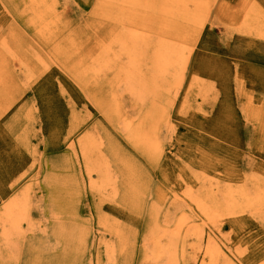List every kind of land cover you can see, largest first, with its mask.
Instances as JSON below:
<instances>
[{
	"label": "rangeland",
	"instance_id": "1",
	"mask_svg": "<svg viewBox=\"0 0 264 264\" xmlns=\"http://www.w3.org/2000/svg\"><path fill=\"white\" fill-rule=\"evenodd\" d=\"M159 41L186 58L156 76ZM263 189L264 0H0V221L26 202L0 264H145L158 229L194 264L192 221L264 264ZM210 192L208 217L190 196Z\"/></svg>",
	"mask_w": 264,
	"mask_h": 264
},
{
	"label": "bare ground",
	"instance_id": "2",
	"mask_svg": "<svg viewBox=\"0 0 264 264\" xmlns=\"http://www.w3.org/2000/svg\"><path fill=\"white\" fill-rule=\"evenodd\" d=\"M248 1H246L247 3ZM252 2V1H251ZM255 7V6H253ZM252 6L249 7L248 9H250L248 12H251V19L254 20V17L256 18V21H255V24L251 23L252 21H249V25L247 27H249L250 29L251 28H255L257 27V23L260 24L261 22V19L258 20L257 18L259 16H257L259 14L258 10L256 11L255 8H253ZM257 7V6H256ZM254 11H256L254 13ZM247 14V12H246ZM262 23V22H261ZM248 24V23H247ZM256 25V26H255ZM261 25V24H260ZM255 26V27H254ZM262 26V25H261ZM253 30V29H252ZM256 32V30H255ZM260 32V31H259ZM139 33H137V36H138ZM258 34V33H257ZM129 40L131 41H137L136 40V36L134 34H132L130 32L129 34ZM135 43H138V42H135ZM133 44L134 47L132 46H127L125 47L124 49H127V51H129V63H127V65L129 64V66H131L133 68V72L135 73V76L132 75L131 77L133 78L132 79V89L134 91H144L146 90L145 89V81L143 82V80H141V76H145V79L147 80H152L150 78H148L149 75L152 74V69H144V67H142L143 62H140L139 59H138V54H137V48L139 47L137 44ZM140 47H143V48H140ZM138 48V53L140 55V57L142 58V56H144V52H145V42L144 44L142 43L141 46ZM149 48V47H148ZM144 50V51H143ZM153 50V49H152ZM128 54V53H127ZM152 65H149L147 66L148 68L153 67V71H154V75H156L157 73L163 75V74H168L170 73V71L172 69L169 70L168 66H172L173 68H175L174 66L177 64V63H181V61H185L184 59L186 58V55H185V58L184 59H181V55L180 53H178L177 49H176V46L172 43H168L166 41H159L158 43V46L154 49V51H152ZM185 64V63H184ZM182 65V64H180ZM124 67V66H123ZM181 67V66H180ZM179 67V68H180ZM144 70V71H143ZM176 70V69H175ZM142 72V74H141ZM151 72V73H150ZM156 72V73H155ZM127 74V72H126ZM137 74H141L137 76ZM157 76V75H156ZM135 77V79H134ZM163 77V76H162ZM138 78V81L136 82ZM140 78V80H139ZM135 80V84L133 81ZM131 84V83H130ZM130 86V87H131ZM136 87V88H135ZM130 88V90H132ZM136 93V92H135ZM157 127V126H156ZM138 129V128H137ZM147 129V128H146ZM151 129V128H150ZM147 132H150L151 131H148L146 130L145 134L143 135L144 138H146V140H142L144 143L148 144L149 146H154V138L151 136V135H147ZM130 134V133H129ZM136 136V135H135ZM138 136V135H137ZM141 138V135L138 136ZM137 137V138H138ZM151 137V138H150ZM130 138V137H129ZM143 139V138H142ZM96 140V138H95ZM138 143L140 144V142L138 141ZM137 143V144H138ZM86 144V142H85ZM98 144V143H97ZM93 146V145H91ZM146 147V146H145ZM84 150V149H83ZM86 150H84L85 152ZM86 156V155H85ZM89 156V154H88ZM94 163V162H93ZM92 163V164H93ZM99 163V162H98ZM101 165V164H100ZM99 165V167H100ZM94 166V165H93ZM96 166V165H95ZM90 169V168H89ZM96 169V168H95ZM104 169V168H103ZM98 170V169H97ZM201 170V169H200ZM93 171V170H92ZM96 171V170H94ZM106 172V171H104ZM91 173V171H90ZM106 174V173H105ZM107 175V174H106ZM110 175V174H109ZM105 176V175H104ZM199 178V177H198ZM204 178V177H203ZM95 179V178H94ZM105 179V178H104ZM113 179V178H112ZM110 181V179H108ZM106 181V180H105ZM91 182V181H90ZM101 183V182H100ZM104 183V182H103ZM110 183H112V181H110ZM109 183V184H110ZM229 183V182H228ZM108 184V183H107ZM98 187L99 185L96 184ZM113 184H111L112 186ZM235 185V184H234ZM242 185V184H241ZM97 187V188H98ZM101 187V186H100ZM104 187V186H103ZM243 189V188H242ZM261 189V188H260ZM191 190V188H190ZM264 190V189H263ZM217 194V192H222V189L220 191V188L219 187H216L215 191H213ZM213 192H210L211 196H205L207 194H201L200 196L195 195V197H191L192 198L191 200L194 201V203L196 204V206L198 208H200L202 211H203V214L204 216L205 215H208V217L212 216V207L210 206V203L208 201H214L211 199V197L214 199V196H213ZM240 192V190H239ZM249 192V191H248ZM186 193V192H185ZM244 194V193H243ZM186 195V194H185ZM234 194L230 191H228V193L226 194V201L228 203V205H231L230 203V198L233 197ZM247 196V195H246ZM261 194H257L255 195V200L258 202L261 200ZM248 197V196H247ZM25 198H20L18 201H14V202H10L7 204V207L6 209L4 210L3 212V215L1 217V224H7V226L10 228V230H12V228L14 229L15 228V225L18 224V220L21 218V212H20V208L19 207H25V201H24ZM245 199V198H244ZM248 200V198H247ZM225 202V201H224ZM250 203V202H249ZM225 204V203H224ZM211 207L212 209L209 210L208 208ZM194 210V209H193ZM207 211V212H206ZM209 211V212H208ZM206 212V213H205ZM232 213V212H230ZM212 214V215H211ZM210 215V216H209ZM184 218V216H181ZM207 218V217H206ZM213 219V218H212ZM201 220V219H200ZM183 221L181 223L178 224V228L180 225H182ZM196 223V222H195ZM192 223L189 224V228L191 229V234L192 235V241H197L196 243L194 244H191L193 245V249L191 250L192 251V259H194V264H230L231 261L228 257V254H226V257H222V255L224 253H222L219 248L217 247V245L221 244L218 240V244L215 240H211V238H208L206 235L208 234L209 231L206 230V228L204 227V223L202 221V223L200 222L195 224ZM188 225V224H187ZM157 226V224L155 225ZM181 227V226H180ZM187 227V226H186ZM157 229V228H156ZM217 232L220 233V230L219 228H217ZM159 230V229H158ZM156 231V235L155 236V239H154V243L151 248H149V251H148V255H147V259L145 260V264H147V262H151V264H169L168 263V258L171 256V251L174 252L175 256H176V250L175 248V242L178 241V237H177V233H174L173 234V237L172 239L169 238V236H167L168 234H171V233H167L166 230H164L163 232H160V231ZM162 230V229H161ZM174 230V229H173ZM187 230V229H186ZM185 230V231H186ZM189 230V229H188ZM187 232V231H186ZM214 235V233H212ZM217 235V236H216ZM220 235V234H219ZM201 236H203V240L201 239ZM215 236L218 237V233H215ZM200 237V238H199ZM207 237V238H205ZM205 238V239H204ZM219 238V237H218ZM199 239V241H198ZM176 240V241H175ZM164 241V242H163ZM223 244V243H222ZM221 246H223L224 248L225 245L223 244ZM220 246V247H221ZM237 246V245H235ZM168 247H170V250H168ZM238 248V246H237ZM240 253V252H239ZM150 259V260H149ZM151 260H154V261H151ZM156 260V261H155ZM231 264H234L231 263Z\"/></svg>",
	"mask_w": 264,
	"mask_h": 264
}]
</instances>
